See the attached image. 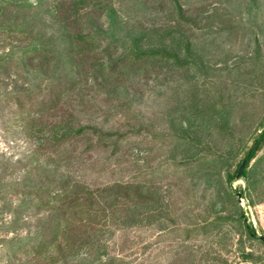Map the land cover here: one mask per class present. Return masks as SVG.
<instances>
[{"label":"trees","instance_id":"trees-1","mask_svg":"<svg viewBox=\"0 0 264 264\" xmlns=\"http://www.w3.org/2000/svg\"><path fill=\"white\" fill-rule=\"evenodd\" d=\"M167 2L168 17L173 18L169 28L123 31L112 0H0V131L17 134L31 146L17 159L0 154V247L6 264H130L127 258L136 253L127 251L129 231L154 226L167 230L169 203L153 183L138 179L89 188L72 174L74 157L62 153L83 139L85 149L111 147L114 155L127 134L140 133L80 123L87 96L124 99L122 80L130 74L157 78L193 69L195 75L192 43L185 33L191 20L184 17L178 0ZM260 52L257 37L249 58ZM252 90L261 94L264 88L255 83ZM235 106L212 102L193 107L177 125L171 122L176 139L170 158L179 157L180 166L194 164L192 172L203 176L206 189L236 210L235 216L216 211L212 221L191 232L218 229L229 221L239 224L240 235L264 248L239 207L243 196L253 203L250 194L264 174V154L249 165L264 144V117L255 147L232 172L228 158L197 160L200 135L211 130L228 134ZM235 179L245 182L239 197L228 186ZM120 234L123 240L117 244ZM243 258L254 262L251 254Z\"/></svg>","mask_w":264,"mask_h":264},{"label":"rangeland","instance_id":"rangeland-1","mask_svg":"<svg viewBox=\"0 0 264 264\" xmlns=\"http://www.w3.org/2000/svg\"><path fill=\"white\" fill-rule=\"evenodd\" d=\"M118 1L112 3L118 9L123 31H138L151 25L164 29L173 24V18L168 17L167 0ZM178 2L184 17L193 21L185 33L192 43L195 75L192 76L193 69L170 71L157 78L130 74L122 80V89L127 92L124 99L87 96L80 123L123 133L132 128L140 133L127 134L114 155L110 154L111 147L85 149L83 139L67 145L62 153L74 157L72 174L89 188L139 179L153 183L168 201L166 231L154 226L127 233V251L136 253L127 258L132 260L130 264H264V248L240 235L239 224L225 221L218 229L191 232L204 221H212L216 211H221L222 216H235L236 210L231 203L222 204L215 198L212 189H206L203 176L192 172L194 164L180 166L179 157L173 161L170 158L176 139L171 122L177 125L193 107L199 109L212 102L218 106L235 103L232 129L226 135L212 130L201 134L197 160L201 163L216 156L228 158V171L232 172L252 147L264 117V90L261 94L251 92L255 83L264 88V0ZM257 37L261 52L250 59ZM125 43L127 47L129 42ZM30 150L23 137L0 131V154L17 159ZM262 154L264 144L249 165ZM257 179L250 194L253 203L249 204L248 197L243 196L239 207L245 211L255 235L264 237V174ZM228 186L237 197L239 191L245 190L241 179ZM122 240V234L115 237L117 244ZM246 254H251L254 262L246 261ZM6 260L5 249L0 247V264H6Z\"/></svg>","mask_w":264,"mask_h":264},{"label":"water","instance_id":"water-1","mask_svg":"<svg viewBox=\"0 0 264 264\" xmlns=\"http://www.w3.org/2000/svg\"><path fill=\"white\" fill-rule=\"evenodd\" d=\"M262 128H264V124H263ZM260 134H261V131L258 132V135H257V137L255 138V140L253 142V145L251 147V150L255 147L256 142H257L258 137H259ZM246 162H247V158L244 159V161L241 163V165L239 167L238 175H242V172H243V169H244V166H245ZM258 239L264 244V238L263 237H258Z\"/></svg>","mask_w":264,"mask_h":264}]
</instances>
